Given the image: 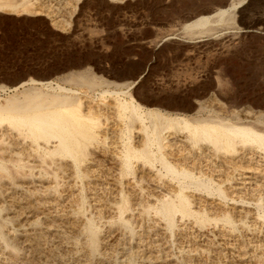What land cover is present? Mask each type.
Listing matches in <instances>:
<instances>
[{
  "label": "rangeland",
  "instance_id": "374dc122",
  "mask_svg": "<svg viewBox=\"0 0 264 264\" xmlns=\"http://www.w3.org/2000/svg\"><path fill=\"white\" fill-rule=\"evenodd\" d=\"M32 2V11L0 8V85L6 86L5 89H0V99L14 95V87L21 81H47L72 71L90 69L99 78L111 82L106 86L111 90H115L116 84L120 83H129L124 86V90L138 88L141 96L146 98V101H139L153 108L159 105L153 103L158 99L151 96L152 90L157 91L160 86L176 85L177 81L186 82L191 75L197 73L206 76L207 83H202L200 87L194 86L196 88L193 87L188 95L184 94L191 101H196L195 95H201V101L215 108L228 107L230 110L254 113L260 110L256 106L260 96H264V0H224L221 8L227 9L236 19L212 22L211 32L194 35L185 25L199 14H213L215 7L211 6L210 0ZM247 25L254 26V30L243 28L242 33L247 34L241 39L234 37L238 31L237 26ZM224 74L229 81L228 88L220 81V76ZM84 89L79 90V94L85 107L90 105L97 108L98 103L103 104L97 94H87ZM220 89L232 93L225 96L227 92L220 91L219 94ZM179 95L177 93L171 97ZM112 100L113 96L110 95L104 101L111 103ZM186 104L188 103L185 102L184 105ZM187 107L190 108L188 105ZM192 107V110L187 111L190 115L199 109L200 102H194ZM113 120L114 118L109 120L110 124L102 127L109 135V146L107 143L106 146L101 145L102 149H96L92 167L95 171L90 178L84 180L85 183L90 181L83 191L88 200L86 206L89 205L87 214L98 206L97 200H94L97 196L101 195L107 200L113 195L112 192H118L121 187L136 198L144 193L148 196L147 192L151 189L159 192L160 188L156 185L164 188L171 185L177 187L176 183H171L166 178L158 181L161 177L157 169L148 166L137 172V177L143 176L144 180L136 182L132 176H126L123 183H120L115 149H112L117 144L112 142L116 139L118 129ZM20 146L16 145L15 148L20 149ZM205 154L209 156V160L204 159V169L213 171L215 175L218 174V179L224 180L223 187L227 188L229 197L221 200L218 195L189 189L192 206L195 210L202 209L211 218H220V214L227 210L232 214L236 227L214 220L200 225L194 218L187 217L179 219L178 227L171 233L163 222L146 219L148 217L141 219L137 215L139 225L136 232L139 234L130 239L129 233L122 235L121 231L111 229L110 225L102 221L104 252L92 264H264V217L259 215L264 212V156L258 153L249 161V154L245 156L242 151L232 157L227 155V159L223 154H220L221 157L212 156L209 150ZM29 158L30 164L36 163L35 172H38L39 162L35 161L33 155ZM208 165L216 168L215 172ZM59 174L61 185L66 189L61 194V200L72 192L77 195L82 183L74 179L72 170L65 167ZM227 177H230L229 180H225ZM49 182L30 177L20 180L18 185L7 183L0 189V219L12 216L14 210L21 208L22 205L13 204L15 198L18 202L25 196L30 200L54 198V194L50 196L44 192L43 187ZM72 184L74 188H71ZM100 204L103 207L108 203L103 201ZM103 208L107 210L109 207ZM135 213L138 214L137 211ZM22 220L24 217L20 216L19 221ZM17 227L23 240L26 226L18 224ZM11 229L12 224L7 223L4 231L9 234ZM55 238L58 240V236ZM43 243V250L55 245L51 241ZM130 246L133 251L129 249ZM31 254L22 250L15 262L10 258V249L0 241V264H44V259L39 260L38 254ZM128 258L133 261L128 263Z\"/></svg>",
  "mask_w": 264,
  "mask_h": 264
},
{
  "label": "bare ground",
  "instance_id": "6f19581e",
  "mask_svg": "<svg viewBox=\"0 0 264 264\" xmlns=\"http://www.w3.org/2000/svg\"><path fill=\"white\" fill-rule=\"evenodd\" d=\"M210 2L211 6L215 7L213 14H199L185 25L192 35L211 32L212 22L236 19L227 9L221 8L224 0ZM33 4L32 0H0V8L11 7L24 11H32ZM243 28L254 30L255 27L237 26L238 31L234 37L243 38L247 34L242 33ZM196 29L198 30L195 31ZM225 76H220V81L227 87L229 81ZM205 82L206 76L196 73L186 82L177 81L176 85L162 88L160 86L157 91H151V96L158 99V102L153 103L159 106L151 108L139 101H146V98L141 96L138 88L124 90V86L129 83H120L116 84L115 90H111L106 88L111 82L108 83L90 69H86L72 71L47 81H21L14 87V95L0 99V189L7 183L18 185L20 180L32 177L49 180L48 185L43 187L44 192L55 195L49 200L47 197L30 200L27 196L22 200L18 198L19 202L16 198L13 200V204L22 205L21 208L14 210L12 216L0 219V241L10 249V258L16 262L19 252L27 250L33 255L38 254V259H44V264H92L97 261L95 258L102 256L104 252L101 222L104 221L111 229L114 228L113 230L121 231L122 235L129 233L130 239H133L139 234L136 232L139 225L138 216L142 217L141 219L148 217L146 219L163 222L171 233L178 227V220L187 217L194 218L200 225L214 220L236 227L232 214L226 212L227 210L220 214V218H211L208 213L202 212V209L195 210L188 190L218 195L221 200L229 197L227 188L223 187L224 180L218 179V174L215 175L213 171L204 169V159L209 160L205 151L209 150L212 156L221 157L220 154H223L225 158L242 151L245 156L249 154V161L258 153L264 156V110L261 109L264 108V96H260L259 103L255 105L260 110L254 113L230 110L228 107L215 108L201 101V95H195L197 99L194 102H200V107L190 115L187 111L192 110L190 108L194 106V102L184 94L188 95L194 86L200 87ZM5 88L6 86L0 85V89ZM21 88L23 90H20ZM83 88L87 94H97L103 104L98 103L97 108L90 105L85 107L79 94V90ZM220 91L223 90L220 89L219 94ZM223 92L221 95H224ZM177 93L180 95L171 97ZM229 93L232 92L228 91L225 96H229ZM110 95L113 96L112 102H105ZM230 96L232 97L231 94ZM185 102L188 103L186 106ZM112 118L118 128L116 139L112 142L117 144L112 149H115L120 183H123L122 180L126 176H132L136 182L144 180L143 176L137 177V172L138 169L148 166L157 169L161 177L158 181H164L166 178L169 182L176 183L177 187L171 185L164 188L162 185H156L160 188L159 192L151 189L152 191L147 192L148 196L144 193L137 198L121 187L118 192H112L113 195L107 200L101 195L97 196L94 200H97L98 206L94 207L95 211L87 214L89 205L86 206L88 200L83 191L90 181L85 183L84 180L90 178L95 171L92 167L96 149H102L101 145L106 146L108 143L109 135L102 127L107 126ZM113 130L112 132L115 131ZM16 145L22 147L17 149ZM32 155L36 158L35 161L39 162L38 172H35L36 163L30 164L29 157ZM65 167L72 170L74 179L82 183V188H79L77 195L72 192L62 201L61 194L66 189L61 185L59 172ZM211 169L215 172L216 168ZM74 187L72 184L71 188ZM103 201L108 203L104 205L109 207L107 210L100 204ZM6 209L10 211L9 208ZM259 215L264 217V212ZM20 216H23L24 220L19 221ZM7 223H11L13 227L9 234L4 231ZM18 224L26 226L23 240L18 233ZM60 232L63 234L58 235ZM50 241L55 245L47 249L44 246L43 250L42 243L48 244ZM132 248L129 247L131 251ZM132 261L133 259L128 263Z\"/></svg>",
  "mask_w": 264,
  "mask_h": 264
}]
</instances>
